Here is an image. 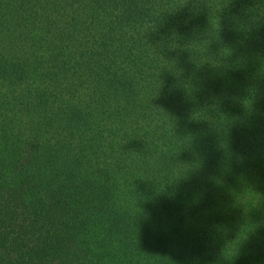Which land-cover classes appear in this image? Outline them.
I'll return each mask as SVG.
<instances>
[{
	"label": "trees",
	"instance_id": "16d2710c",
	"mask_svg": "<svg viewBox=\"0 0 264 264\" xmlns=\"http://www.w3.org/2000/svg\"><path fill=\"white\" fill-rule=\"evenodd\" d=\"M0 264H264V0H0Z\"/></svg>",
	"mask_w": 264,
	"mask_h": 264
}]
</instances>
